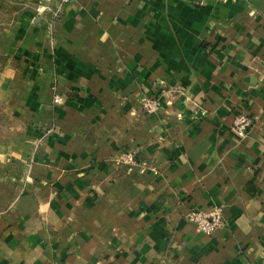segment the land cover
<instances>
[{
	"label": "crops",
	"instance_id": "crops-1",
	"mask_svg": "<svg viewBox=\"0 0 264 264\" xmlns=\"http://www.w3.org/2000/svg\"><path fill=\"white\" fill-rule=\"evenodd\" d=\"M55 6L0 31V264H264V0Z\"/></svg>",
	"mask_w": 264,
	"mask_h": 264
},
{
	"label": "built area",
	"instance_id": "built-area-1",
	"mask_svg": "<svg viewBox=\"0 0 264 264\" xmlns=\"http://www.w3.org/2000/svg\"><path fill=\"white\" fill-rule=\"evenodd\" d=\"M71 1L72 0H41L39 4L36 5V11L37 13H42L49 8L48 5H50V3L55 2L56 6L53 12L58 14L62 7L66 6ZM53 102L54 104H60L61 100L60 98L54 97ZM142 106L150 114L158 109V101L148 99L143 102ZM251 125V118L242 114L234 119L232 130L237 135L244 136ZM116 162L132 169L136 166L135 154L132 151L121 152ZM186 221L194 224L202 233L210 235L222 224V211L220 207H213L208 211L192 210L186 214Z\"/></svg>",
	"mask_w": 264,
	"mask_h": 264
},
{
	"label": "trees",
	"instance_id": "trees-1",
	"mask_svg": "<svg viewBox=\"0 0 264 264\" xmlns=\"http://www.w3.org/2000/svg\"><path fill=\"white\" fill-rule=\"evenodd\" d=\"M28 2L40 0H0V31L9 30L23 14ZM6 58L0 56V64ZM25 129V122L13 116L8 109L0 105V143L10 139Z\"/></svg>",
	"mask_w": 264,
	"mask_h": 264
},
{
	"label": "rangeland",
	"instance_id": "rangeland-1",
	"mask_svg": "<svg viewBox=\"0 0 264 264\" xmlns=\"http://www.w3.org/2000/svg\"><path fill=\"white\" fill-rule=\"evenodd\" d=\"M30 4H36V5H38V4H39V2H38V3H32V2H28V3L26 4V7H27L28 5H30Z\"/></svg>",
	"mask_w": 264,
	"mask_h": 264
}]
</instances>
